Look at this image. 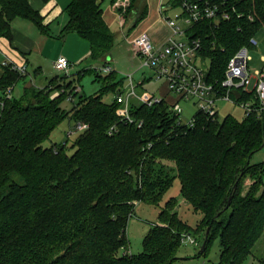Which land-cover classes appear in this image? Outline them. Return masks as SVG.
Returning a JSON list of instances; mask_svg holds the SVG:
<instances>
[{
    "label": "trees",
    "instance_id": "obj_1",
    "mask_svg": "<svg viewBox=\"0 0 264 264\" xmlns=\"http://www.w3.org/2000/svg\"><path fill=\"white\" fill-rule=\"evenodd\" d=\"M103 2L70 0L65 10L61 36L76 32L85 39L92 66L75 76L57 74L44 87L35 72L21 75L6 67L0 78L1 93L23 84L21 96L0 107V264H175L188 233L203 236L198 256L207 258L218 240L216 264H242L264 234V160L253 162L264 148V111L240 119L231 113L221 120L199 115L193 127L182 128L173 125L176 117L167 103H135L131 114L142 127L121 120L116 93L124 89L123 76L95 66L108 64L116 41ZM234 3L254 20L233 18L219 27L203 22L191 29L205 44L210 78L220 84L230 58L264 30V0ZM116 11L121 20L132 18V31L148 17L149 1L130 0ZM17 18L33 21L43 32L48 27L30 0H0V37H12ZM86 74H95L103 89L92 95L76 91ZM56 91L60 94L53 96ZM108 93L111 102L104 100ZM238 94L250 97L235 89L233 95ZM66 100L72 102L70 110ZM68 117L76 121L67 133L69 139L78 133L73 143L46 146ZM79 123L87 127L79 129ZM176 178L182 198L203 214L198 225L191 227L171 210L178 203L172 197L160 222L150 224L143 250L121 252L129 243L135 201L159 204ZM259 260L264 264V256Z\"/></svg>",
    "mask_w": 264,
    "mask_h": 264
},
{
    "label": "built area",
    "instance_id": "obj_2",
    "mask_svg": "<svg viewBox=\"0 0 264 264\" xmlns=\"http://www.w3.org/2000/svg\"><path fill=\"white\" fill-rule=\"evenodd\" d=\"M174 0H160L159 12L161 18L170 29L167 38L161 42H154L146 32H139L132 39V50L141 63L133 72L124 74L125 86L123 91L116 93L117 115L131 124L142 127L143 121H136L132 117L131 107L135 103H142L147 106L165 102L174 114L175 123L173 125L193 127L199 115H206L213 120H221V103H232L240 107L249 115L253 111H264V66L253 69L250 66V50L258 46L257 36L250 39V46H242L230 58L225 69L222 83H218L210 78V61L203 51L205 44L199 36L192 33L193 27L199 23L219 27L226 20L244 19L254 20V15L246 14L237 9L235 1L238 0H178L179 4H173ZM130 0H116L114 7L127 6ZM173 11V14H169ZM121 26H124L122 20ZM242 29V25H238ZM264 39V38H263ZM217 46L213 42L210 47ZM264 61V57L262 58ZM103 64L102 66H99ZM6 67L27 74V64H16L4 62ZM70 61L65 57H60L55 62L58 71L69 73ZM95 66L109 72L113 68L104 63H96ZM149 70V74L143 70ZM137 72H141V77L137 78ZM151 79L163 82L165 92L161 94L149 92L146 89L139 91V87ZM80 91V87H78ZM15 85H9L3 93L0 91V107L4 105L6 99H11L15 95ZM235 89H240L248 98H242L239 94L233 95ZM161 91V88L158 89ZM77 91V90H76ZM60 92H54L53 96ZM169 97V98H168ZM182 103L192 104L196 111L190 118L184 119V108ZM87 124H78V128H86ZM116 126L112 125L109 132L115 131ZM190 243L195 239L188 237Z\"/></svg>",
    "mask_w": 264,
    "mask_h": 264
},
{
    "label": "rangeland",
    "instance_id": "obj_3",
    "mask_svg": "<svg viewBox=\"0 0 264 264\" xmlns=\"http://www.w3.org/2000/svg\"><path fill=\"white\" fill-rule=\"evenodd\" d=\"M149 4L151 6V12L154 11V8L152 10V6L156 7L158 5L159 0H148ZM42 3V1H40ZM44 2V1H43ZM70 0H57V3L59 6L62 7L63 13L62 15L54 20L49 28L52 30V34H50L51 41L46 47L45 55L49 59L50 62V68H52V63H54L55 57L59 56L63 50V37L58 34V28L59 24L67 20V13L66 8L69 4ZM104 11L109 16L110 20V27L112 31L116 34V41L114 48L112 49V52L110 56L108 57V64L110 65L113 70L116 71L118 74V77L124 76V74H127L129 72H133L135 69L138 68L141 61L135 57L133 50H132V43L131 39L140 32L138 30L139 26H137L134 30L130 31L129 27L131 24L132 18H126L127 20L123 19L124 26L121 27V21L119 19V16L115 14V12L112 10V3L111 0H104L102 4ZM39 11V9H35ZM40 13V12H39ZM41 14V13H40ZM169 14H173V11H170ZM42 16V15H41ZM44 17V16H42ZM44 21V20H43ZM145 21V20H144ZM143 21V22H144ZM142 22V23H143ZM141 23V24H142ZM12 28H17L18 30H21L23 33L27 35H36L41 33V30L37 27V25L25 18H17L13 21ZM264 30L261 31V33L257 36V39L259 41L258 46L256 48H253L250 50V66L253 69L262 68L264 66V61L262 58L264 57ZM85 40V39H84ZM86 41V40H85ZM42 42H45V45L47 44V40H41L39 42V46L37 50L34 51V55L40 56V53L42 49L45 48L44 44ZM89 44V43H88ZM65 49V48H64ZM41 50V51H40ZM56 57V58H57ZM92 61L90 58L87 59V62L82 64H75L69 69L71 72L67 73L68 75H75L78 71L84 70L88 68L91 65ZM96 63H102V62H96ZM103 64H100L99 66H102ZM54 74H66L65 71H57L53 68L52 70ZM145 73H150L149 70L145 69L143 70ZM104 74V73H102ZM106 75V74H104ZM70 76V77H71ZM141 72H137L136 77H141ZM61 78V76H60ZM53 77H50L47 81L42 82L44 86H47L51 83V80ZM58 82V80L56 81ZM42 83L39 81L38 85L40 84L41 87H44ZM83 88H82V86ZM81 85H78L80 88V94L84 93L85 95H92L95 94L103 89V84L101 81L95 80V74H86L82 80ZM162 81L151 79L150 81L145 82L143 86L139 87V91L147 90L149 92H155L161 94L162 92H165V88ZM22 88L23 84L19 83L15 89V95L21 96L22 94ZM161 88V91L158 89ZM76 90L78 91L79 88L77 87ZM169 98V97H168ZM104 100L106 102H111L113 100V94L108 93L104 96ZM64 106L67 110H70L72 108V102L69 100H66L64 102ZM182 106L184 108V119L190 118L192 114L196 111V108L189 103H182ZM220 117L223 118L226 114L231 113L236 118H242L243 117V111L240 107L232 104V103H221L220 104ZM76 124V121L70 117L64 119L58 127L52 132L50 138L45 142L46 146H51L54 143H62L65 140L68 139L69 145L73 143V140L77 137L78 133H74L71 135V138L69 139L67 136V133L70 130V127L74 128ZM264 160V148L258 151L253 156V162H258ZM172 165V164H171ZM168 168L171 169L170 164H167ZM251 179H246V188H248L251 184ZM181 190V184L178 178H176L172 185L169 187V189L165 192L163 195L161 201L159 204L154 203H144L139 201H135V211L133 215L131 216L128 227H127V236H128V246L126 249H122L121 252H129V253H139L143 250V239L146 233L148 232L150 228V224L152 222L157 223L159 221V214L160 211L165 208L167 202L172 198L175 197L178 200V203H175L172 206L173 211L177 210L179 213L180 218L183 221H186L188 225L195 228L200 220L203 217V214L200 211H196L192 205L187 203L181 196L180 193ZM178 204V205H177ZM170 205L167 206L169 208ZM195 239L196 242L190 243V240L188 237ZM203 240L202 235H193L191 233H188L184 236L182 239V245L180 249L178 250V256L182 257V259H178L175 264H204V263H210V264H216L219 261V254H220V247L218 244V240H216L213 245L211 246L210 253L207 258L204 256L200 257L198 256L201 243L199 241ZM264 256V234L256 247L253 250L252 255L246 258V260L242 264H261L259 258Z\"/></svg>",
    "mask_w": 264,
    "mask_h": 264
},
{
    "label": "crops",
    "instance_id": "obj_4",
    "mask_svg": "<svg viewBox=\"0 0 264 264\" xmlns=\"http://www.w3.org/2000/svg\"><path fill=\"white\" fill-rule=\"evenodd\" d=\"M42 0H30V3L34 9H39L43 17L44 25H48L46 28V32L41 31V33L36 35H27L23 33L21 30L17 28H12V37L8 38L5 36L0 37V78L3 76L5 72L6 66L4 62L16 63V64H27L29 73L35 72L37 74V83L40 81L41 83L47 81L50 77L57 75L52 71L53 68L55 70V62L60 57H65L70 61V65L68 66V71L71 72L69 67L77 64H82L87 62V59L90 58V45L87 41L82 39L76 32H69L65 34L63 37V50L61 54L54 60L52 63V68H50L49 59L45 55V50L49 42L51 41L50 34H52V29L49 28L51 23L58 19L62 13V7L59 6L57 0H50L48 2H40ZM159 3L156 7L151 6L149 4V15L145 19V21L139 24L138 30L140 32H146L151 39L156 43L163 42L170 33V29L166 22L161 18L159 12ZM112 10L116 15L119 16V19L122 23L121 16L117 13L114 4H112ZM104 17L107 23L110 25V18L104 11ZM68 21L65 20L63 23L61 22L58 26V34L62 35V29L66 25ZM13 24V22H12ZM123 27V26H121ZM139 33V32H138ZM41 40H47V44L42 42L45 46L42 49L40 56H35L34 51L37 50L38 44ZM65 48V49H64ZM92 64V63H91ZM96 64V63H95ZM58 71V70H57ZM75 76V75H74ZM43 85V83H42ZM40 86V84H39ZM44 86V85H43ZM41 87V86H40ZM83 88V87H82Z\"/></svg>",
    "mask_w": 264,
    "mask_h": 264
},
{
    "label": "water",
    "instance_id": "obj_5",
    "mask_svg": "<svg viewBox=\"0 0 264 264\" xmlns=\"http://www.w3.org/2000/svg\"><path fill=\"white\" fill-rule=\"evenodd\" d=\"M208 232H209V228H208V230H207V235H208ZM206 241H207V236H206V239L204 240V242H203V244H202V250H203V248L205 247Z\"/></svg>",
    "mask_w": 264,
    "mask_h": 264
}]
</instances>
